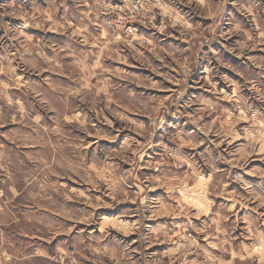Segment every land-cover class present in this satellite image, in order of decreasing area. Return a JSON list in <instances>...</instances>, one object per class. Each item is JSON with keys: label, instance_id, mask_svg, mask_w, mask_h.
Segmentation results:
<instances>
[{"label": "rangeland", "instance_id": "rangeland-1", "mask_svg": "<svg viewBox=\"0 0 264 264\" xmlns=\"http://www.w3.org/2000/svg\"><path fill=\"white\" fill-rule=\"evenodd\" d=\"M0 264H264V0H0Z\"/></svg>", "mask_w": 264, "mask_h": 264}, {"label": "clouds", "instance_id": "clouds-1", "mask_svg": "<svg viewBox=\"0 0 264 264\" xmlns=\"http://www.w3.org/2000/svg\"><path fill=\"white\" fill-rule=\"evenodd\" d=\"M199 114L202 115V114H205V113H199ZM206 162H207V161H206ZM81 163H82V164L84 163L82 157H81ZM83 173H84V175H87V174H88V168H87V165L84 166V168H83ZM81 251H83V249H81ZM18 258H19V259H22V260H26V259H28V257L23 256L22 253L20 254V256H19Z\"/></svg>", "mask_w": 264, "mask_h": 264}]
</instances>
